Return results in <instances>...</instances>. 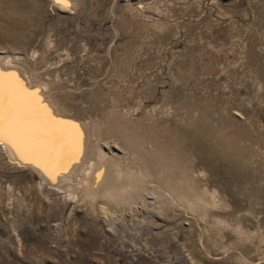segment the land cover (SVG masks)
<instances>
[{
    "label": "rangeland",
    "instance_id": "rangeland-1",
    "mask_svg": "<svg viewBox=\"0 0 264 264\" xmlns=\"http://www.w3.org/2000/svg\"><path fill=\"white\" fill-rule=\"evenodd\" d=\"M0 50L90 141L157 144L218 203L161 215L149 183L91 215L0 152V264H264V0H0Z\"/></svg>",
    "mask_w": 264,
    "mask_h": 264
},
{
    "label": "bare ground",
    "instance_id": "bare-ground-1",
    "mask_svg": "<svg viewBox=\"0 0 264 264\" xmlns=\"http://www.w3.org/2000/svg\"><path fill=\"white\" fill-rule=\"evenodd\" d=\"M19 60L0 50V152L13 166L24 168L28 164L41 185L61 192L70 201L84 203L91 215L97 206L105 214L110 206L120 209L143 200L151 183L157 188L156 194L150 190L161 215L174 205L203 218L208 208L218 207L214 191L212 200H207L204 192L196 190L188 166L180 171L171 167L170 171L162 164L164 155L157 144L147 151L142 140L127 142L124 135L90 141L88 124L61 118L49 82H34L33 73L29 74ZM156 166L169 174L158 176ZM214 223L217 227L225 225L222 219ZM233 231L242 239L257 235L239 226Z\"/></svg>",
    "mask_w": 264,
    "mask_h": 264
}]
</instances>
